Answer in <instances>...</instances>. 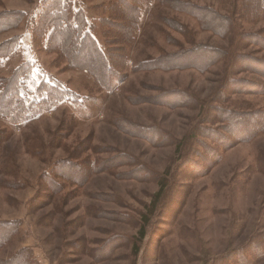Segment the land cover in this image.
Wrapping results in <instances>:
<instances>
[{"label": "rangeland", "instance_id": "rangeland-1", "mask_svg": "<svg viewBox=\"0 0 264 264\" xmlns=\"http://www.w3.org/2000/svg\"><path fill=\"white\" fill-rule=\"evenodd\" d=\"M49 1L0 0V264H264V16L72 0L100 80L37 39Z\"/></svg>", "mask_w": 264, "mask_h": 264}, {"label": "trees", "instance_id": "trees-1", "mask_svg": "<svg viewBox=\"0 0 264 264\" xmlns=\"http://www.w3.org/2000/svg\"><path fill=\"white\" fill-rule=\"evenodd\" d=\"M247 2L249 4L248 6L252 8L250 11L253 12L255 17L264 16V0H247ZM71 6L72 0H65L64 4H62L61 0H50L40 14L36 37H40L37 39H42V41L46 39L51 40V43L53 45L55 44L56 50L59 53L63 52V57L69 59L71 68H79L78 66L80 64H94L93 66H95L96 71L100 72V74L97 73V77L100 79L101 76L106 79L110 71L107 66V64L110 65L109 58L97 45L91 33L86 31L88 25L83 13L81 11L75 12ZM135 18L136 15L132 14V24L135 22ZM13 20L16 22V19L0 21V29L11 27ZM73 43L79 48L86 49L84 59H81V52H76L72 57L66 55L68 47L72 46ZM81 69L86 70L96 77L90 67L86 66V69ZM115 76L116 74H114ZM45 88L48 91V97L45 101L48 102V109L63 102V93L57 92V89L54 90L52 86L47 84H45ZM245 135L250 136L252 134L251 132H247Z\"/></svg>", "mask_w": 264, "mask_h": 264}]
</instances>
